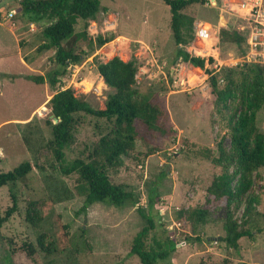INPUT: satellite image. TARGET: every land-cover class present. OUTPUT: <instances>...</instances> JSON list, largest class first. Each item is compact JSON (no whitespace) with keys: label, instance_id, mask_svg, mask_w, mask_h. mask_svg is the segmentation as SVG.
<instances>
[{"label":"rangeland","instance_id":"1","mask_svg":"<svg viewBox=\"0 0 264 264\" xmlns=\"http://www.w3.org/2000/svg\"><path fill=\"white\" fill-rule=\"evenodd\" d=\"M21 1L0 0V173L13 171L28 161L34 162L37 169L18 183V210L0 227V264H140L129 252L144 225L137 208L148 212L153 190L157 201L152 216L176 242L175 253L158 264H264V168L253 174L250 191L230 206L238 222L249 219L248 229L252 232L251 237L240 240L239 252L222 241V212L211 215L206 225H192L187 218L188 212L205 205L213 180L225 173L223 165L215 164L219 158L216 147L221 145L228 152L232 149L228 120L215 111L210 78L216 77L222 88L223 76L229 71L237 73L251 64L245 58L246 43H222L219 31H236L245 37L240 31L241 16H247L252 8L253 15L257 11L263 14L264 0H211L183 12L188 20L182 48L192 57L195 52L201 53L205 60L203 68L182 61L188 67L190 92L172 86L170 70L181 60H175L177 46L170 13L161 0H103L94 21L78 20L75 33L86 31L93 41L103 37L110 42L100 48L94 46L93 53L81 64L68 68L54 88L25 79L43 76L55 66L51 61L53 52L37 53L45 22H29L22 14ZM198 25H210L218 31L212 41L218 42L217 61L209 58L208 63L207 45L194 36ZM114 57L136 64L135 91L161 106L168 114L171 131L166 137L137 140L133 152L123 158V166L108 171L111 183L126 186L135 195L136 206L118 209L95 203L86 214L79 213L85 200L79 177L62 175L47 149L51 133L46 122L52 121L48 102L56 91L71 88L94 109H104L113 91L103 83L97 66ZM76 118L79 122L74 141L65 152L67 161L86 158L108 128L104 121L92 117ZM257 127L264 134V108L257 115ZM233 171L231 167L229 174ZM10 199V188H0V219L12 206ZM251 199V210L245 213ZM47 200L54 201L52 213L39 226H30L25 220L29 204L40 211ZM57 215L69 226V247L45 255L37 239L45 234V245L52 241Z\"/></svg>","mask_w":264,"mask_h":264},{"label":"trees","instance_id":"2","mask_svg":"<svg viewBox=\"0 0 264 264\" xmlns=\"http://www.w3.org/2000/svg\"><path fill=\"white\" fill-rule=\"evenodd\" d=\"M103 0H22V14L31 23L45 27L41 32V44L37 53L53 52L54 68L45 75L26 76L25 79L36 85L48 83L54 88L65 77L68 68L81 64L93 53L94 46L100 48L110 42L103 37L91 40L86 31L75 33L78 20L94 21L100 11ZM170 13V28L177 46L175 60H181L195 68H203L205 60L191 57L182 46L185 44L184 32L188 18L183 13L194 5H205L211 0H161ZM193 25V20H189ZM219 39L222 43H246V37L240 32L221 29ZM83 47L85 50H83ZM211 61V60H210ZM137 66L133 61L124 62L118 57L100 63L97 72L103 83L113 94L109 95L104 109H94L84 96H77L71 88L56 91L48 102L51 116L57 119L47 121L51 133L47 149L58 164L64 176L78 175L80 190L85 197L79 213L86 214L88 208L95 203H103L115 208L136 206L135 195L126 186L111 183L109 170L123 166V158L133 152L137 140L149 141L155 136L166 137L171 131L167 125L168 114L146 95L135 91ZM225 84L218 87L216 77L210 78L212 95L215 97V111L223 119L228 120L230 128L231 151L218 145L219 158L216 165L224 166V174L213 180L207 193L203 207L187 213L188 222L192 225H206L211 215L216 212L224 214L223 242L230 249L239 252L240 240L252 236L248 229L249 219L240 223L230 210L234 201H240L251 189L253 174L264 168V134L257 127V115L264 108V70L256 64L244 65L239 72L229 71L223 76ZM230 111V115L226 112ZM85 115L104 121L107 132L101 134L97 143L86 158L66 160V150L73 144L76 133V118ZM207 152V150H205ZM207 154V153H206ZM233 167V174L229 169ZM37 169L34 162H23L13 171L0 173V188H10L12 206L0 219L2 223L17 212L18 201L15 189ZM165 173L163 174V176ZM236 186L234 182L236 178ZM252 200V201H251ZM248 202L245 213L251 210L253 199ZM157 201L153 190L148 199V212L141 207L137 211L144 225L136 234L130 248L140 264H158L166 262L176 250V242L165 232L163 225L156 222L152 210ZM54 201L47 200L36 210L30 203L26 211V222L39 226L53 211ZM182 214H180L181 216ZM69 226L55 217V232L52 241L45 245V234L39 235L37 245L45 255H54L66 251L69 247ZM158 231H161L159 233ZM199 241V240H197ZM239 264H248L241 262Z\"/></svg>","mask_w":264,"mask_h":264},{"label":"built area","instance_id":"3","mask_svg":"<svg viewBox=\"0 0 264 264\" xmlns=\"http://www.w3.org/2000/svg\"><path fill=\"white\" fill-rule=\"evenodd\" d=\"M253 11L254 10L252 8L248 12L247 16H241L242 23H240V31L246 34L247 53L245 58L249 61V63L259 65L264 70V13L260 14V12L257 11L256 15H253ZM217 33L218 31L216 32L212 27H210V25H198L195 27L194 36L202 43H205L208 47L207 52H210L206 55L208 63L210 61L209 58L217 61L220 54L217 47L218 42L212 44V41ZM208 42L211 44H207ZM194 56L203 59L201 53L195 52ZM218 65L220 64L215 65L214 68L217 69ZM220 69L216 73H218ZM170 71L172 75L173 88L181 89L183 92H190L191 89L186 77L188 67L180 61L175 65V67L171 68ZM219 82H223V80L220 79Z\"/></svg>","mask_w":264,"mask_h":264},{"label":"water","instance_id":"4","mask_svg":"<svg viewBox=\"0 0 264 264\" xmlns=\"http://www.w3.org/2000/svg\"><path fill=\"white\" fill-rule=\"evenodd\" d=\"M51 118L54 121V123H57V119H55L53 116H51Z\"/></svg>","mask_w":264,"mask_h":264}]
</instances>
